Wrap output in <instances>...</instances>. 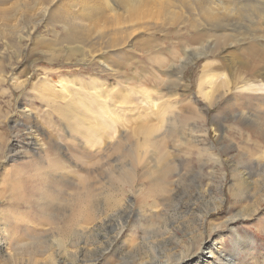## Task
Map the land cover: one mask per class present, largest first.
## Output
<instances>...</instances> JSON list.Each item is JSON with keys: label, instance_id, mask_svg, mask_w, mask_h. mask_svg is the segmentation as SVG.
<instances>
[{"label": "rangeland", "instance_id": "1", "mask_svg": "<svg viewBox=\"0 0 264 264\" xmlns=\"http://www.w3.org/2000/svg\"><path fill=\"white\" fill-rule=\"evenodd\" d=\"M127 2L0 0V264H149L155 261L149 243L164 238V250L186 252L177 264H219L217 249L223 248L233 252V264H264V171L239 190L223 171L209 167L202 178L187 165L200 158L206 146L198 135L212 129L219 110L264 116V93L240 88L250 82L242 64L227 75L228 86L218 77L205 81L219 73V43H233L227 36L234 32L205 21L199 5L242 10L238 17L264 10V0ZM251 26L264 35V18H252ZM75 27L84 35L68 42ZM246 37L229 51L264 68V41L257 46ZM253 45L255 53L249 50L255 51ZM184 47L208 50L209 56L186 59ZM170 64L184 66L185 91L167 89L175 84ZM66 81L73 89L89 85L90 93L98 83L101 92L93 106L86 104L89 92L77 90L72 98L73 89L61 88ZM199 86L214 88L210 102L198 93ZM197 106L204 121L193 113ZM233 118L224 121L220 135L208 132L209 145L225 147L230 160L249 163L248 152L260 143L247 121ZM164 159L176 163L182 180L169 178L166 190L159 191ZM125 163L133 167L135 181L123 191L106 177ZM47 178L52 185L44 190ZM62 187L65 193L59 197L55 189ZM55 196L65 200L67 215L74 217L67 229L89 228L77 249L70 248L76 243L73 234L53 235L77 252L75 260L63 252L54 263V238L45 236V242L36 236L35 230L58 231L39 224L38 217L47 214L36 206ZM96 200L103 201L101 206H93ZM57 214L60 218L47 217L61 227L62 212ZM234 214L240 217L230 224L227 219Z\"/></svg>", "mask_w": 264, "mask_h": 264}, {"label": "bare ground", "instance_id": "2", "mask_svg": "<svg viewBox=\"0 0 264 264\" xmlns=\"http://www.w3.org/2000/svg\"><path fill=\"white\" fill-rule=\"evenodd\" d=\"M119 3L124 5V6L128 5L127 0H119ZM239 12L242 13L243 11L239 10V9H237L236 11H233V10L228 11V10H226V7L224 5L220 9L216 8V10H214L212 7H209V5H207V4L205 5L204 3L200 4L199 8H198V13L200 15H202L204 20L207 21L208 23H214L213 26H215L217 28H222V29H225L228 27L231 28V30L234 32V34L230 35V36L229 35L228 36L226 35V36L227 37L233 36V40H235V41L232 40V42L234 44L235 43L236 44L239 43L240 45L243 44V41H244L243 38H247L246 36H248L250 38V40L257 41L255 43H257L258 44L257 46H259L258 42H260L261 40L264 41V35L259 34V32L262 31L261 28L257 29L256 27L251 26V21H252V18H264V10H259V9L248 10L247 13H244L243 15L242 14L238 15V17H237V14H239ZM227 19L229 21H231L232 24H227V22H226ZM243 20H245V22L247 24H244ZM244 32H246V34H244ZM73 33L75 35H73L71 33L70 38L67 39L68 42H74L76 40V38H78V41H81L80 36L83 34L82 30H80L79 27H75V31H73ZM85 33L88 34L87 32H85ZM243 36H245V37H243ZM233 43H230L227 41H225V42L223 41V42L219 43L220 44L218 46V58H219V60L216 61L217 64L215 65L216 69L219 70V73L216 75H211L210 78H207L205 81L211 82L214 77H216V78L218 77L222 80L221 84L224 87L228 86L227 75L228 74L232 75L233 72L235 71V69H237L236 68L237 65L242 64L243 68L246 69V71H244V72L249 76L248 80L250 82L248 84L244 83V85L240 86V88L242 87L241 90L248 92L250 94H256V95L261 96L264 93V68H263V66H261V65L258 67L251 66L250 62L248 61L249 60L248 58H242L243 56H239L236 51L235 52L229 51L228 47L232 46ZM255 43H253V44H255ZM253 47L255 48V51L252 48H249V50H250V52L255 53L257 51V47L254 45H253ZM202 56L203 57L209 56L208 50H205L203 52L198 53L194 50V48L189 49L187 47H184V57L186 59L192 57V60L193 59L196 60ZM188 62H189V60H188ZM162 63L166 64V61L163 60ZM208 65H210V64H208ZM183 68H184V66H179L178 64L177 65L176 64H170V70L169 71H170V73H173L175 75V79L172 82V84L173 83H175V84L173 86L174 88H167V89H170V90L171 89H174V90L177 89L178 92H183L187 89V85L183 82V79H182L183 78V73H182ZM71 80H75V79H71ZM71 84H74V82L71 81ZM87 86H89V85H87ZM87 86H85L86 88L73 89V88H71L72 85H70V83L68 81H66V83H63V85H61L60 87L64 88V89H70V88L73 89L72 95H71L72 98H73V92L75 94L77 90L84 91L85 93L89 92L88 93L89 95H87L88 101L86 104L92 105V101L95 99V97H97L100 94L101 89L98 90L99 84L94 83L92 86H90L91 89H93L94 91L92 93H90V89L87 90ZM204 89H206V88H204ZM212 89L214 90V88H211L209 90H202L201 86H199L197 91L199 94L202 95V97L205 100H208V102H210L209 100H210V98L212 99V95H213L212 94L213 92H211V91H213ZM84 92H82V94H85ZM53 97H55V96L53 95ZM256 101L258 102V100H256ZM82 102H84V101H82ZM260 103L261 102H259V104ZM250 105L252 106V104L249 103L248 108L250 107ZM190 106H191V103H190ZM200 108L198 106H197V108L192 107L193 113L196 117H199L202 121H204L205 118H203V116H201L202 110H200ZM190 110H191V108H190ZM226 110H227V112L225 110L222 112V109L218 111V115L216 116V119L213 118V120H212V126H213V127H211L212 129H210V127H208V129L207 128L202 129L201 135H198L197 141L203 142V145H205L206 147L203 149L202 154L199 156L200 158L195 159V161L190 160V162H188L187 165L189 167V171L195 172V170H196L198 172L197 173L198 176H200L202 178L207 176L203 173V171H205L206 168L214 167L215 170L217 169L219 171H223L224 172L223 173L224 178L226 179L227 177H229L230 181H233L236 184L237 188L239 190H242V189L249 186V183H251V179L253 178L254 175H256L257 172H260L261 170L264 171V116L261 114L258 115L257 113L256 114L250 113V111L252 112V110H249V112H247V111L246 112H244V111L240 112V115L234 114V112L236 110L235 111H231L229 109H226ZM232 110H234V108ZM256 112H257V109H256ZM108 113H109V111L103 112L104 115L108 114ZM215 114H217V113H215ZM233 117H239L241 120L247 121L251 125L252 132H253L254 136L257 137L258 142L260 143L259 149L253 151L252 153L248 152V155L252 157L250 159L249 163L240 162L239 159L238 160H230L229 158L225 157L226 154H228L227 149H224L225 147L221 150H218V149H216L217 148L216 146L209 145L208 132L210 130H212V131L217 132L220 135V131L225 128V127L223 128L224 121L227 118L232 119ZM196 125H193V126H196ZM159 128H157V129H159ZM170 128L171 127L169 126V129ZM156 130H152V131H150V133L153 131H156ZM91 131H94V129ZM221 132L223 133V130ZM194 135L196 136V134H194ZM190 137L192 138L194 136L190 135ZM219 137H221V136H219ZM221 138H224V136ZM194 140L196 141V139H194ZM222 146H219V147H222ZM226 147H227V145H226ZM193 162H195V163H193ZM106 164L109 165L110 163H106ZM112 167L113 166H110L109 168L112 169ZM227 167H228L229 172H226ZM159 172H160V174H159L160 180H159V184L157 186L159 191L166 190L165 188H163V186H164V183L168 182L169 178H171V179L173 178L175 181L182 180L181 179L182 176L180 177L181 170L176 167V163L174 161H166V159H164L162 166L159 168ZM58 178H59V180H61L60 177H58ZM106 178H107V180H109L108 183H110V185L113 183L120 185L121 190L130 189L131 186L133 185L134 181H135V176L133 173V167L131 165L129 166L126 163L123 164L120 168L117 166L116 171L110 170L108 172V176ZM55 182L57 183L58 181L55 179ZM168 184H170V182ZM51 185L52 184L49 182V178H47L43 184L42 189L48 190L51 187ZM200 187H201V185H199V188ZM62 189H63V187L61 189H58V188L55 189V190H57V193L60 192L58 195L59 197H62V193H65V189H63V190ZM59 197L55 196L52 199H48L46 201H44V200L38 201L36 203V206L39 208L38 210H40V212H43L44 214H47V215L53 214V215H55L56 218H60L57 213L62 212L63 218L60 219V221L63 223L62 226L58 227V225L55 222L51 221L49 219V217H47V215H42L41 217H38L39 218L38 219L39 224H45L46 226H49V228L46 227V228H48L47 229L48 231L49 230H52V231L58 230V231L55 234L51 235L49 232L44 233L41 230H35L38 232V234L36 233V236H39L41 234L40 237H38V238L44 240L45 236H47V237L50 236L52 239V237L54 238L53 235H56L60 232H69V235L73 234V236L76 238L75 239L76 243L72 242L70 248L77 249V244H78L79 240L82 239L83 237H86L85 235L88 233L89 228L87 227V225H83V224L78 225L77 224L74 228L67 229V226H69L70 223L72 222V220H74V217L67 215L68 210L63 205L65 200H57V198H59ZM96 201L98 203L97 202L93 203V206H95V205H96V207L101 206L103 201H99V200H96ZM90 202H92V200L89 201L88 203H90ZM154 207H155V205H154ZM84 211H85L84 213H86V214L90 213V211L87 209H85ZM8 217H9V215H8ZM239 217H240L239 214L229 215L227 220L230 222V224H233L237 221V219ZM202 219H203V217H202ZM83 222H85V221L83 220ZM148 239H150V238H145L144 242L149 243L151 240L148 241ZM237 239H239V238L237 236H235L236 243H238ZM46 240L48 241V238H46ZM162 240L167 241L168 238H164ZM162 240L157 239V240H153L149 243L152 246L151 248H149L150 251L152 250L151 251L152 252L151 253L152 258H155V261L152 263H149V264H177V263H180V261H182L185 258L186 252L181 251L178 253V252H170L168 249L164 250L163 246H162L164 241H162ZM47 241H45V242H47ZM159 244H161V245H159ZM50 245L57 247L56 252H54L55 257H53L54 263L57 262V257L60 256L63 252H64V254H66L68 256H72L73 260H75L77 257L76 256L77 252L76 251L71 252L69 250V248L67 247L68 243L66 241H62L60 238L55 237L54 242H50ZM155 246H158L159 250H155V248H154ZM132 247H134V246H132ZM35 248H37V247H35ZM212 249H213V247H211V249L209 250L210 254L213 253ZM223 249H225V248H223ZM223 249H220V250L217 249L218 253L221 256L219 259V264H233V261H232L234 258L233 252H227V251H224ZM193 254L195 255L196 252ZM193 254H191V255H193ZM194 255H193V257H194ZM164 258H165V260H164ZM196 258H197V260H200L202 258V256H198ZM160 259H163V260H160ZM143 263H146V262H142V264Z\"/></svg>", "mask_w": 264, "mask_h": 264}]
</instances>
